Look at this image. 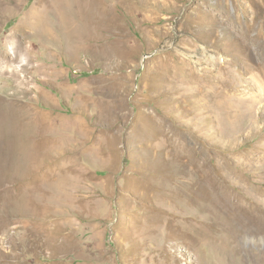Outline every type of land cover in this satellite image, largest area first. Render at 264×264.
<instances>
[{"label":"rangeland","instance_id":"1","mask_svg":"<svg viewBox=\"0 0 264 264\" xmlns=\"http://www.w3.org/2000/svg\"><path fill=\"white\" fill-rule=\"evenodd\" d=\"M0 264H264V0H0Z\"/></svg>","mask_w":264,"mask_h":264},{"label":"bare ground","instance_id":"2","mask_svg":"<svg viewBox=\"0 0 264 264\" xmlns=\"http://www.w3.org/2000/svg\"><path fill=\"white\" fill-rule=\"evenodd\" d=\"M216 189H218V188H216Z\"/></svg>","mask_w":264,"mask_h":264}]
</instances>
